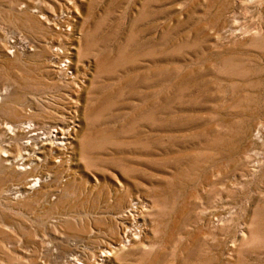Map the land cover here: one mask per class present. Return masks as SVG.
<instances>
[{
	"label": "rangeland",
	"instance_id": "rangeland-1",
	"mask_svg": "<svg viewBox=\"0 0 264 264\" xmlns=\"http://www.w3.org/2000/svg\"><path fill=\"white\" fill-rule=\"evenodd\" d=\"M0 264H264V0H0Z\"/></svg>",
	"mask_w": 264,
	"mask_h": 264
},
{
	"label": "bare ground",
	"instance_id": "bare-ground-1",
	"mask_svg": "<svg viewBox=\"0 0 264 264\" xmlns=\"http://www.w3.org/2000/svg\"><path fill=\"white\" fill-rule=\"evenodd\" d=\"M27 126V125H26ZM15 128V127H14ZM17 129V128H16ZM11 130V129H10ZM22 133H24L26 135V137L30 140H32L33 142L35 143H38L37 146H34L36 144H31V142L27 141L24 144V154L20 157V159L16 160H11V155L8 154L6 152V155H4V162L6 164H8L11 169L12 168H15V170L17 171H20L21 169H23L26 165L28 166V164L32 163L34 164L32 161L36 160V159H40V157L42 156L43 152H44V149L46 148L47 150V147L49 146L50 149L52 147V149L57 153H62L61 151L63 149L66 148V146L68 147V145H70V138L67 137L66 135L69 133V131H71V128H70V125H60V127L56 128L54 131H52V133H50L48 135V139H50L49 141H46V137L45 139L43 138V136H41L40 134L38 133H35L34 131V128H30L29 126L27 127H23L22 129ZM12 131V130H11ZM16 132V131H15ZM18 132V131H17ZM21 132V131H20ZM41 132V131H40ZM43 134V133H42ZM45 136V135H44ZM47 139V140H48ZM52 142V143H51ZM22 144V145H23ZM48 145V146H47ZM47 146V147H46ZM48 147V149H49ZM45 152H48V151H45ZM46 154V153H45ZM55 154V155H56ZM14 155V154H13ZM47 155V154H46ZM58 154L55 156L57 157ZM46 159V158H45ZM44 160V159H43ZM42 160V161H43ZM43 163V162H42ZM41 163V164H42ZM31 164V166H32ZM37 165V164H35ZM29 167V166H28ZM26 169V168H25ZM28 169V168H27ZM26 169V170H27ZM24 170V169H23ZM22 170V171H23ZM30 174V172H29ZM32 176V175H31ZM25 189L26 191H32L36 186H38V183H40V180L38 178H30L28 179L27 181H25ZM130 211H136V208H132ZM129 211V212H130ZM137 212V211H136ZM133 213V212H132ZM135 227V226H134ZM136 230V229H135ZM138 234V233H137ZM128 235H130L128 233ZM130 237V236H129ZM132 237V236H131ZM134 238V237H133ZM136 238V236H135ZM129 240V239H128ZM127 240V241H128ZM133 240V239H132ZM135 241V240H134ZM131 242V241H130ZM127 243V242H126ZM133 243V242H132ZM124 244V243H123ZM122 246V245H121ZM128 246V245H127Z\"/></svg>",
	"mask_w": 264,
	"mask_h": 264
},
{
	"label": "built area",
	"instance_id": "built-area-1",
	"mask_svg": "<svg viewBox=\"0 0 264 264\" xmlns=\"http://www.w3.org/2000/svg\"><path fill=\"white\" fill-rule=\"evenodd\" d=\"M65 65V64H64Z\"/></svg>",
	"mask_w": 264,
	"mask_h": 264
}]
</instances>
